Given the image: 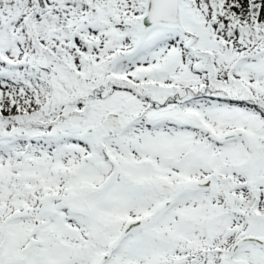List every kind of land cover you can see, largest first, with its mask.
Listing matches in <instances>:
<instances>
[{
    "label": "snow or ice",
    "instance_id": "snow-or-ice-1",
    "mask_svg": "<svg viewBox=\"0 0 264 264\" xmlns=\"http://www.w3.org/2000/svg\"><path fill=\"white\" fill-rule=\"evenodd\" d=\"M0 264H264V0H0Z\"/></svg>",
    "mask_w": 264,
    "mask_h": 264
}]
</instances>
